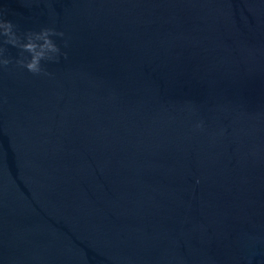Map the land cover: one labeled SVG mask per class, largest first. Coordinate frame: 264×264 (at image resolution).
Returning a JSON list of instances; mask_svg holds the SVG:
<instances>
[{"label":"water","instance_id":"95a60500","mask_svg":"<svg viewBox=\"0 0 264 264\" xmlns=\"http://www.w3.org/2000/svg\"><path fill=\"white\" fill-rule=\"evenodd\" d=\"M0 15L63 33L47 74L0 57V264H264V0Z\"/></svg>","mask_w":264,"mask_h":264},{"label":"clouds","instance_id":"9594fccd","mask_svg":"<svg viewBox=\"0 0 264 264\" xmlns=\"http://www.w3.org/2000/svg\"><path fill=\"white\" fill-rule=\"evenodd\" d=\"M52 36H63V33L52 28H43L39 32L29 30L21 34L17 25L0 15V57L7 51L5 45L19 49L15 64L34 75L42 72L47 74L41 66V61H55L59 58L60 48L51 39ZM24 53H28V56ZM64 56L66 58L67 54ZM11 63V57L0 59V69H6Z\"/></svg>","mask_w":264,"mask_h":264}]
</instances>
